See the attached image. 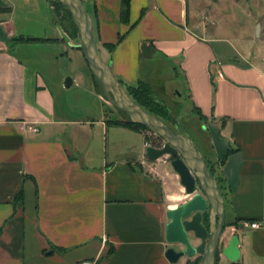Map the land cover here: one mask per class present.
<instances>
[{
	"label": "crops",
	"instance_id": "obj_1",
	"mask_svg": "<svg viewBox=\"0 0 264 264\" xmlns=\"http://www.w3.org/2000/svg\"><path fill=\"white\" fill-rule=\"evenodd\" d=\"M32 1L0 0L9 38L0 37V264H172L166 213L190 196L168 169L154 167L158 159L144 157V131L129 129L142 134V148L108 154L94 146L95 125L104 139L110 124L105 109L95 119L80 103L74 115L68 93L87 82L90 95L101 93L83 69L66 66L80 44L70 46L54 15L31 18L39 12ZM83 1L120 84L163 94L183 74L193 110L217 131L208 160L220 178L224 233L239 237L235 263L264 264V57L200 25L198 0H129L126 21L121 0Z\"/></svg>",
	"mask_w": 264,
	"mask_h": 264
},
{
	"label": "water",
	"instance_id": "obj_2",
	"mask_svg": "<svg viewBox=\"0 0 264 264\" xmlns=\"http://www.w3.org/2000/svg\"><path fill=\"white\" fill-rule=\"evenodd\" d=\"M70 11L78 28L83 57L91 74L99 84L103 97L117 110L125 113L130 121L141 124L157 135L163 144L159 147L151 144L144 147V157L155 161L169 155L170 166L177 174L179 184L190 197L167 210L168 222L165 226V240L170 245L164 255L175 264L183 257L200 256L197 263L214 264L215 253L235 262L239 256V237L232 234L221 243L220 239L227 227L225 221L224 199L216 179L210 174L207 162L195 143L186 135L174 132L169 125L153 113L147 111L127 93L109 70V62L103 61L93 36V21L86 10L83 0H57ZM65 39H68L63 34ZM0 37L8 41L0 26ZM71 77H65L63 84L68 88ZM207 214V224L203 222ZM189 235L198 242L193 244Z\"/></svg>",
	"mask_w": 264,
	"mask_h": 264
},
{
	"label": "rangeland",
	"instance_id": "obj_3",
	"mask_svg": "<svg viewBox=\"0 0 264 264\" xmlns=\"http://www.w3.org/2000/svg\"><path fill=\"white\" fill-rule=\"evenodd\" d=\"M32 2L35 8L39 9V12L36 13L35 10L32 11L33 16H31V18L42 19V17L47 18L51 15L53 16L49 2L58 14L65 15L64 9H62L55 0H33ZM198 2L199 4H196V20L200 25L206 27L207 31L218 28L219 34L217 37L225 38L227 41H231L237 46H243L245 50L250 51L252 55L256 57H264V0H198ZM61 24L64 26L66 23L61 22ZM69 44L74 47L80 44L79 36L72 37L69 40ZM65 62L68 69L71 68L72 71L83 69L89 80L92 79L88 65L82 54L75 52L72 54L71 60H66ZM68 75L70 76V74ZM89 84L90 83L87 82L88 87ZM172 85H175L174 88H172ZM87 86L82 90L74 87L68 93L69 100L73 101L72 106L74 107V115L79 114L77 108L80 103H83L90 105V115L95 119L101 116L102 107L105 109L106 120H115L118 116L120 119L126 118L122 112L118 111L113 105L107 102L101 92V98H97L90 95L89 91H85ZM158 91V99L166 105V107H164L165 110H161V112L164 113V122L167 123L174 132H179L188 136L195 143L205 160L207 159L208 165L213 167L208 160L211 155L209 149H212V140L217 131L209 127L206 120L201 118L195 110H193V106L188 98L183 74L179 72L177 79L173 80V82L169 81L167 83V89L164 90L163 94H159ZM98 108L100 109V113ZM94 129L97 135L94 146L97 145V142L100 146L104 145L108 154H111L113 151H125V146L131 147L132 150L143 147L144 138L139 132L109 124L103 139L100 127L95 125ZM144 132L148 144L156 147L163 144V141L160 140L157 135L149 131ZM91 150L93 151L92 144ZM133 154V151H130L128 156ZM170 159L169 155H164L158 159L159 161L154 167L166 168L174 178H178L177 175L175 177L174 174L176 173L170 166ZM213 173L214 176L219 179L216 169H214ZM228 236L229 231H226L220 239V246ZM189 238L191 241L194 240L192 235H189ZM172 246L180 248L178 244ZM197 256L198 255H195L190 258L183 257L175 264L190 263ZM218 264L236 263L226 258Z\"/></svg>",
	"mask_w": 264,
	"mask_h": 264
},
{
	"label": "trees",
	"instance_id": "obj_4",
	"mask_svg": "<svg viewBox=\"0 0 264 264\" xmlns=\"http://www.w3.org/2000/svg\"><path fill=\"white\" fill-rule=\"evenodd\" d=\"M55 2L59 3V5L65 11V15H63V14L60 15L53 8L51 9L52 14L54 15V18H55L57 24L59 25V27H61L62 31L70 38L79 36L78 28L76 26V23L73 20V17L71 15L70 11L68 10V8L66 6H64L63 4H61L60 2H58L57 0H55ZM128 9H129V0H121L120 15L119 16H120V19L122 21L127 20ZM59 12H61V11H59ZM61 22H65L66 24L63 26L61 24ZM79 48L82 50L81 46H79ZM91 76L95 81V84L97 86L99 93L100 92L102 93L101 88H100L99 84L97 83L96 79L94 78V76L92 74H91ZM121 85L125 88L127 93L131 96V98L135 102H137L139 105H141L147 111L153 113L155 116H157L159 119H161L164 122L165 117H163L164 113H162L161 110H165L164 107H166V105L158 99L159 98L158 93H157L155 88H153L151 85H149L147 83H143V82H139L135 85L121 82ZM118 111H120V110H118ZM123 114L126 117L125 119L109 120L107 122L110 124H113V125L123 126V127L128 128V129H132V130H136V131H148L145 126L130 121L129 118L127 117V115L125 113H123ZM145 140H146V137H145ZM206 162H207V166H208V169L210 171V174L216 179V181L218 183L220 181V178L218 177L219 179H217L214 176V173H213L214 168L208 165L207 159H206ZM203 222L205 224H207V214L204 215ZM218 258H219V253L217 251L214 264L217 263ZM199 260H200V257L197 258L195 260V262L197 263Z\"/></svg>",
	"mask_w": 264,
	"mask_h": 264
},
{
	"label": "built area",
	"instance_id": "obj_5",
	"mask_svg": "<svg viewBox=\"0 0 264 264\" xmlns=\"http://www.w3.org/2000/svg\"><path fill=\"white\" fill-rule=\"evenodd\" d=\"M31 129V128H30ZM33 130H35L34 128H32ZM149 145L147 142L145 143V146ZM243 227H249V228H253V229H257L260 228L262 226V223L259 221H249V220H243L241 222ZM78 264H93V262L90 261H81Z\"/></svg>",
	"mask_w": 264,
	"mask_h": 264
},
{
	"label": "flooded vegetation",
	"instance_id": "obj_6",
	"mask_svg": "<svg viewBox=\"0 0 264 264\" xmlns=\"http://www.w3.org/2000/svg\"><path fill=\"white\" fill-rule=\"evenodd\" d=\"M215 256H216V253H215ZM187 262H188V261H187ZM193 262L196 263L195 260H193Z\"/></svg>",
	"mask_w": 264,
	"mask_h": 264
}]
</instances>
